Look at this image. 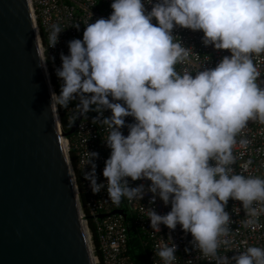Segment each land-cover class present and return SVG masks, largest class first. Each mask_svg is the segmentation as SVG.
<instances>
[{
  "label": "clouds",
  "instance_id": "1",
  "mask_svg": "<svg viewBox=\"0 0 264 264\" xmlns=\"http://www.w3.org/2000/svg\"><path fill=\"white\" fill-rule=\"evenodd\" d=\"M111 8L107 19L86 25L82 39L68 42L67 55L60 53L61 65L55 68L60 92L50 95L52 113L78 101L76 112L98 113L93 122L108 133L106 183L96 175L99 154L88 152L89 188L98 194L106 187L115 204L152 193L150 203L159 197L171 205L165 215L148 209L154 232L160 225L170 230L180 225L191 233L193 248L215 264H264L261 247L249 246L231 258L218 252L231 245L225 211L230 198L242 202L246 226L264 215V178L232 167L237 136L249 121L264 124V88L254 62L264 54V0H158L150 12L142 0H114ZM175 26L202 31L205 46L231 55L195 77L178 72L176 65L190 53L173 37ZM63 31L52 26L48 49ZM37 54V66L47 75L49 56ZM106 111L111 115L104 116ZM126 117L134 122L126 124ZM129 178L150 184L133 187ZM176 250L174 243L164 244L154 254L164 264H175Z\"/></svg>",
  "mask_w": 264,
  "mask_h": 264
},
{
  "label": "built area",
  "instance_id": "2",
  "mask_svg": "<svg viewBox=\"0 0 264 264\" xmlns=\"http://www.w3.org/2000/svg\"><path fill=\"white\" fill-rule=\"evenodd\" d=\"M113 2L114 0H28L39 50L49 56L45 76L50 92H60V81L55 75V68L61 65L60 53H69L68 42L82 39L88 23H94L99 18L107 19L113 11ZM142 2L150 12L158 0ZM152 23L157 24L155 18ZM53 25L60 26L64 31L60 33L57 45L48 49V36ZM75 25H79V30ZM172 35L182 46L189 49L190 53L188 60L176 65L178 72L188 71L195 77L197 71L215 68L225 56L231 55L228 50H217L212 45L205 46L202 31L175 26ZM52 57H55L54 62ZM254 62L261 72L258 83L264 88V54L258 58L254 57ZM77 103L78 101H73L67 108L61 107L56 112L62 134L68 132L78 119ZM97 115L98 113L89 112L86 116H81L73 134L62 137L94 264H164L154 253L158 246H171V243L177 246L175 264H215L214 260L204 257L199 250L193 248L191 233H185L180 225H177L175 230L160 225L161 231L154 232L147 216L148 209L152 208L160 215H165L171 210V205H165L159 197L155 203H150L152 193H147L141 200L128 201L122 198L119 204H115L109 199L106 187L98 194H93L85 178V173L90 170L87 166V154H99L95 161L96 175L98 182L106 183L102 172L111 152L104 141L108 134L105 127L93 122V117ZM103 115L110 116L111 112L106 111ZM61 118L67 126L66 130ZM125 121L126 124L134 122L132 117H126ZM122 132L127 136L128 128L124 127ZM236 139L237 144L233 148L234 171L245 176L264 178V124L249 121ZM241 140L248 143L241 145ZM129 182L133 187L140 183L146 186L150 184L147 180L133 182L130 178ZM113 211H123L124 215L112 214ZM225 211L231 218V233L228 237L231 245L228 248L222 245L218 250L220 255L226 254L231 258L249 246L264 248V215L258 218L255 225L246 226L247 217L242 202L231 198ZM99 215L104 217L99 218ZM134 240H137L136 246H133Z\"/></svg>",
  "mask_w": 264,
  "mask_h": 264
},
{
  "label": "water",
  "instance_id": "3",
  "mask_svg": "<svg viewBox=\"0 0 264 264\" xmlns=\"http://www.w3.org/2000/svg\"><path fill=\"white\" fill-rule=\"evenodd\" d=\"M37 52L28 0H0V264H94L62 143L81 116L62 134Z\"/></svg>",
  "mask_w": 264,
  "mask_h": 264
},
{
  "label": "trees",
  "instance_id": "4",
  "mask_svg": "<svg viewBox=\"0 0 264 264\" xmlns=\"http://www.w3.org/2000/svg\"><path fill=\"white\" fill-rule=\"evenodd\" d=\"M61 122H62V125H63L64 130H66V129H67V126L63 123L62 118H61ZM73 165H74V164H73Z\"/></svg>",
  "mask_w": 264,
  "mask_h": 264
},
{
  "label": "rangeland",
  "instance_id": "5",
  "mask_svg": "<svg viewBox=\"0 0 264 264\" xmlns=\"http://www.w3.org/2000/svg\"><path fill=\"white\" fill-rule=\"evenodd\" d=\"M137 245V240H134V245L133 246H136Z\"/></svg>",
  "mask_w": 264,
  "mask_h": 264
}]
</instances>
